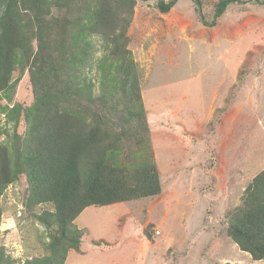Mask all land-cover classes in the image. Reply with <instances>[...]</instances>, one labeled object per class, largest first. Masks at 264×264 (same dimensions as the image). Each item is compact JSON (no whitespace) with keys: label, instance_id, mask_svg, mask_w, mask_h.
Returning a JSON list of instances; mask_svg holds the SVG:
<instances>
[{"label":"rangeland","instance_id":"374dc122","mask_svg":"<svg viewBox=\"0 0 264 264\" xmlns=\"http://www.w3.org/2000/svg\"><path fill=\"white\" fill-rule=\"evenodd\" d=\"M218 1L202 0L206 24L194 0H178L168 12L158 0L137 1L128 48L163 191L87 207L75 221L85 252L72 250L67 264H264L226 234L246 187L264 168V3L235 2L207 25ZM14 95L33 102L28 72ZM113 120L121 132L124 120ZM127 133L123 162L141 147L142 135ZM24 188L22 178L0 196V246L15 264L47 255L56 229L38 219L54 204L24 205ZM154 229L160 233L152 237Z\"/></svg>","mask_w":264,"mask_h":264},{"label":"trees","instance_id":"16d2710c","mask_svg":"<svg viewBox=\"0 0 264 264\" xmlns=\"http://www.w3.org/2000/svg\"><path fill=\"white\" fill-rule=\"evenodd\" d=\"M137 1L0 0V135L6 136L0 141V196L23 178L24 205L51 202L55 208L38 214L47 228L56 226L48 254L24 264H65L71 249L80 250L84 230L75 220L87 207L163 191L128 48ZM177 2L158 0V7L168 12ZM194 2L206 24L202 0ZM235 2L244 3L219 0L207 25H215ZM98 51L102 55L95 58ZM26 72L34 95L30 105L14 99ZM114 115L124 120L121 132ZM127 131L142 135L141 147L129 151L132 161L123 162L121 138ZM1 212L0 206V217ZM226 231L240 250L264 260V168L246 187ZM0 264H15L4 246Z\"/></svg>","mask_w":264,"mask_h":264},{"label":"clouds","instance_id":"9594fccd","mask_svg":"<svg viewBox=\"0 0 264 264\" xmlns=\"http://www.w3.org/2000/svg\"><path fill=\"white\" fill-rule=\"evenodd\" d=\"M80 216V215H79ZM76 221V220H75ZM76 223V222H75ZM78 226V225H77ZM79 227V226H78ZM80 228V227H79ZM82 229V228H81ZM154 234H155V229L152 231V233H151V235H152V237H155L154 236ZM158 235V234H157ZM84 244H85V242L83 243V238H82V242H81V246H80V250H75V249H71L70 251H69V254H68V257H67V259H66V261H65V264H67V261H68V259L70 258L69 257V255L72 253V250H75V251H77V253H79V254H82V253H84L85 252V250H84ZM98 245V244H97Z\"/></svg>","mask_w":264,"mask_h":264},{"label":"built area","instance_id":"2783aa9c","mask_svg":"<svg viewBox=\"0 0 264 264\" xmlns=\"http://www.w3.org/2000/svg\"><path fill=\"white\" fill-rule=\"evenodd\" d=\"M155 233H156V234H159V233H160V231H159V230H155Z\"/></svg>","mask_w":264,"mask_h":264}]
</instances>
